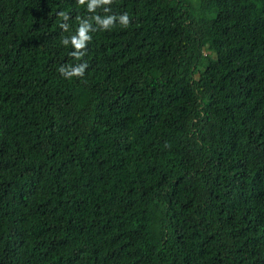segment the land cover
<instances>
[{"label": "trees", "instance_id": "obj_1", "mask_svg": "<svg viewBox=\"0 0 264 264\" xmlns=\"http://www.w3.org/2000/svg\"><path fill=\"white\" fill-rule=\"evenodd\" d=\"M0 264H264V0H0Z\"/></svg>", "mask_w": 264, "mask_h": 264}, {"label": "clouds", "instance_id": "obj_2", "mask_svg": "<svg viewBox=\"0 0 264 264\" xmlns=\"http://www.w3.org/2000/svg\"><path fill=\"white\" fill-rule=\"evenodd\" d=\"M112 0H79V3L81 5H84L87 3L88 5V11L94 12L95 9L100 4H110ZM64 16V19L67 20L68 17L65 14H61ZM92 19L95 20V22L102 26L105 30H107L110 26L114 24V21L117 19L116 16H108L107 18L101 19L100 16L92 17ZM119 21L123 26H127L130 23L128 15L122 14L119 16ZM61 27L67 31L68 26L66 24H62ZM90 31H94L92 24L88 21H80V26L78 28L77 35H73L71 37V43L76 49L75 52L71 53L73 57H75L77 60H80L83 55L86 53L82 50L86 48L87 43L91 40V36L89 35ZM69 43V39L65 38L63 39V44L67 45ZM88 67L87 63L78 64L76 66H67V67H60L59 72L64 75L66 78H72V77H83L86 68Z\"/></svg>", "mask_w": 264, "mask_h": 264}]
</instances>
